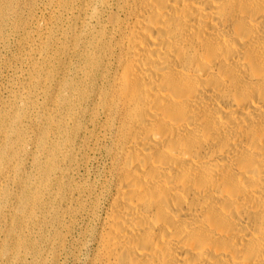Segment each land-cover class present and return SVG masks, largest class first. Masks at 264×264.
I'll list each match as a JSON object with an SVG mask.
<instances>
[{
    "label": "bare ground",
    "instance_id": "6f19581e",
    "mask_svg": "<svg viewBox=\"0 0 264 264\" xmlns=\"http://www.w3.org/2000/svg\"><path fill=\"white\" fill-rule=\"evenodd\" d=\"M25 1L53 18L46 26L56 50L42 52L50 72L42 77L33 64L38 78L20 95L49 101L43 116L68 112L56 113L52 132L37 141L47 156L41 182L16 198L20 225L39 224L42 238L45 212L59 208L48 248L37 240L27 253L23 243L11 257L55 263L71 212L95 223L84 233L89 264H264V0ZM21 2L0 0V31ZM35 20L12 28L30 32ZM73 53L79 65L68 78ZM86 112L92 130L78 122ZM11 119L4 130L15 147L0 149L15 157L32 137L18 129L24 117ZM98 151L109 163L94 193L69 172ZM45 194L54 196L50 209ZM94 197L84 214L80 202Z\"/></svg>",
    "mask_w": 264,
    "mask_h": 264
},
{
    "label": "rangeland",
    "instance_id": "374dc122",
    "mask_svg": "<svg viewBox=\"0 0 264 264\" xmlns=\"http://www.w3.org/2000/svg\"><path fill=\"white\" fill-rule=\"evenodd\" d=\"M17 11L15 15L6 14L7 26L4 27L3 31H0V121L4 122L1 128L3 131L0 132V147L8 151L15 147L13 139L6 138L5 128H9L8 122H12L11 118L16 114L24 117L23 120H25L24 124H19L18 129L26 130L32 138L27 141L24 149L18 152L15 157L3 156L0 149V171L10 172V179L4 180V176H0V208L3 213V218L0 219V226L2 227L4 224L10 225L8 230L0 229V264H34L29 254L27 258L16 259L11 257L10 253L14 249L21 248L23 243L27 245V253H33L38 250L37 240L43 242L44 252L48 248L49 239L52 235L49 229L53 222L50 221V216L53 210L59 208L45 212L44 231L48 238H42L41 234L38 235L37 233L39 224L31 222L29 227L25 224L23 226L20 225L23 218L17 211L16 198L32 184L36 186L41 182L40 166L43 165L47 156L39 150L37 141L43 134L48 135L52 132L53 121L57 117L55 116L56 113L60 112L65 117L68 112V107L60 106L55 108L56 112L53 113V116H43L42 111H45V107L51 109L49 101L44 99L37 100L34 97L27 100L21 97L19 92L21 87H27L28 84L31 85L33 79L35 77L38 78V74L31 77L32 65L37 63L40 66L38 73L44 77L47 72H50L51 66H48L42 59V52L56 49L50 42L51 33H47L46 25L54 23L48 12L37 6L35 7V5L33 6L31 1L26 3L25 0H22ZM33 18L36 19L34 22L37 24L31 28L30 32L15 31L12 28L15 23H26ZM61 41L64 42V38H61ZM65 62L68 63L66 77L73 78V72L79 65V55L73 53ZM78 122L89 125V129L92 130L89 112H86L84 116L78 115ZM47 145H49V142H47ZM77 156L78 163H84V152ZM108 163L106 153L98 151L87 167L82 168L78 174L71 175V172H69V175L76 183L85 185V187L93 190L94 193H100L103 187V179L107 176ZM50 187H52L51 183ZM28 194L31 199L35 196V194ZM70 194L73 195V193ZM74 197L76 200L78 195H74ZM53 198V194H45L43 197L45 204H42V207L50 209ZM80 203L83 204L84 214L89 213L95 206L96 197L90 202ZM65 204L67 207L76 206L75 201H65ZM55 206L57 207L59 204ZM34 207L35 204L31 203L29 208L31 210ZM65 217L68 226L71 222H74L73 227H71L66 236L65 250L57 257L55 263L48 260V264H89L92 247L90 245L85 246L89 238L87 239V234L84 233L94 228V221L75 217L71 212Z\"/></svg>",
    "mask_w": 264,
    "mask_h": 264
}]
</instances>
